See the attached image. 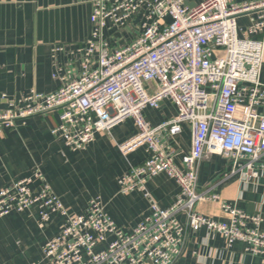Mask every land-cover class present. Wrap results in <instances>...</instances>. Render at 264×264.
Wrapping results in <instances>:
<instances>
[{"label":"built area","instance_id":"2783aa9c","mask_svg":"<svg viewBox=\"0 0 264 264\" xmlns=\"http://www.w3.org/2000/svg\"><path fill=\"white\" fill-rule=\"evenodd\" d=\"M90 1L91 36L71 51L65 72L57 59L64 46L52 48L57 89L34 90L10 101L0 110V133L15 128L18 120L57 112L52 134L71 150H83L97 133L133 119L136 133L119 148L127 155L145 146L146 158L131 164L118 183L122 194L141 191L150 214L126 230L109 216L100 196L92 197L81 213H70L35 166L29 176L0 187V218L33 207L43 225L54 215L65 218L60 232L42 247V260L30 264H176L189 232L202 227L220 234L229 246L246 243L264 264L262 216L226 203L228 220L197 210L201 201L220 200L198 190L200 163L207 155L221 154L231 173L247 179L264 168V114L258 110L264 108V0ZM165 100L176 107V116L153 126L145 110ZM185 128L191 146L179 164L169 141ZM160 173L179 186L167 208L147 186Z\"/></svg>","mask_w":264,"mask_h":264},{"label":"crops","instance_id":"0c3cea01","mask_svg":"<svg viewBox=\"0 0 264 264\" xmlns=\"http://www.w3.org/2000/svg\"><path fill=\"white\" fill-rule=\"evenodd\" d=\"M92 9L90 0H0V94H6V98H0V110L34 90L51 93L57 89L52 48L64 46L57 59L65 72L71 66V51L91 36ZM241 22L246 24L248 19L242 17ZM261 80L264 83V65ZM176 113V107L168 100L159 108L145 110L153 126ZM58 122V113L50 112L18 120L15 128L0 133V187L29 176L35 166H40L70 213H81L92 197L100 196L117 225L126 230L137 226L150 214L149 202L138 190L122 194L118 183L131 164H140L146 158L145 146L127 155L119 148L136 133L134 120L129 118L110 132L97 133L83 150H71L63 139L52 134ZM169 143L180 164L191 146L189 129L185 128ZM231 169L221 154L204 157L199 167L198 190L217 194L220 200L201 201L197 210L216 220H228L222 207L226 203L264 219V168L253 179L231 173ZM147 186L163 208L173 204L179 192L178 184L165 173L150 179ZM178 218L185 221L183 214ZM64 220L58 214L43 225L35 207L1 217L0 264L40 262L42 247L60 232ZM246 248L247 244L241 241L229 246L220 234L202 227L189 232L184 253L176 264H259L263 257Z\"/></svg>","mask_w":264,"mask_h":264},{"label":"water","instance_id":"95a60500","mask_svg":"<svg viewBox=\"0 0 264 264\" xmlns=\"http://www.w3.org/2000/svg\"><path fill=\"white\" fill-rule=\"evenodd\" d=\"M187 4L192 6V5H194V2H187ZM263 114H264V110H263Z\"/></svg>","mask_w":264,"mask_h":264},{"label":"rangeland","instance_id":"374dc122","mask_svg":"<svg viewBox=\"0 0 264 264\" xmlns=\"http://www.w3.org/2000/svg\"><path fill=\"white\" fill-rule=\"evenodd\" d=\"M259 111H262V108H258Z\"/></svg>","mask_w":264,"mask_h":264}]
</instances>
